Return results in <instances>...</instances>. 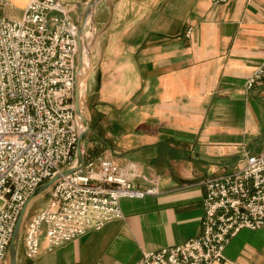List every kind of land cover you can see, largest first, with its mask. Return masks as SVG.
<instances>
[{
    "label": "crops",
    "instance_id": "obj_1",
    "mask_svg": "<svg viewBox=\"0 0 264 264\" xmlns=\"http://www.w3.org/2000/svg\"><path fill=\"white\" fill-rule=\"evenodd\" d=\"M8 1L0 15L20 19L29 0ZM67 2L81 23L91 0ZM90 19L84 159L134 166V185L160 193L123 199L122 219L53 251L44 230L35 260L21 239L17 264H137L184 244L201 234L207 181L264 149V82L246 88L264 59V0H98ZM224 255L217 264H264V228Z\"/></svg>",
    "mask_w": 264,
    "mask_h": 264
},
{
    "label": "built area",
    "instance_id": "obj_2",
    "mask_svg": "<svg viewBox=\"0 0 264 264\" xmlns=\"http://www.w3.org/2000/svg\"><path fill=\"white\" fill-rule=\"evenodd\" d=\"M215 6L230 0H210ZM9 6L0 0V9ZM67 0H29L23 16L0 15V264H6L19 218L32 194L63 176L47 204L24 225L26 256L40 255L45 230L48 250L100 231L123 218V199L160 193L134 185V166H119L104 155L77 166L79 123L75 91L79 27ZM193 29H189L190 37ZM264 82V59L246 83ZM153 183V182H152ZM198 237L181 245L145 252L137 264H217L242 230L264 228V149L243 168L207 181Z\"/></svg>",
    "mask_w": 264,
    "mask_h": 264
},
{
    "label": "water",
    "instance_id": "obj_3",
    "mask_svg": "<svg viewBox=\"0 0 264 264\" xmlns=\"http://www.w3.org/2000/svg\"><path fill=\"white\" fill-rule=\"evenodd\" d=\"M98 0H91L89 3L87 10L85 14L88 16L91 14L93 8L95 7L96 3ZM84 16V20L81 21L79 25V33H78V43H79V67H81L82 63H84V56L85 53H87L88 56V67L90 68V55H89V48L85 44V40H83L84 36V30L85 26L87 23V16ZM89 68L84 72L83 76L81 77L82 80L77 81L76 83V93H75V112L77 116L81 119L82 124L84 125V129L82 130V133L79 135V143H78V151H77V158H78V163L77 166H81L84 162V155H83V142L85 140V137L90 130V120H88L87 116L85 118L84 116V103L82 101L81 94L79 93V86L80 85H85L87 82V72L89 73ZM78 80V79H77ZM82 102V103H81ZM73 172V169H70L66 172H63L61 175L56 176L54 179L49 181L48 183L42 185L39 187L30 197L28 203L25 206V209L23 210L19 221L16 225L15 232L9 247L8 251V257H7V264H17V259H18V251H19V246H20V241H21V233H22V227H23V222H24V217L27 211V208L29 204L40 194L48 191L53 183H55L58 179L62 178L63 176H66Z\"/></svg>",
    "mask_w": 264,
    "mask_h": 264
},
{
    "label": "rangeland",
    "instance_id": "obj_4",
    "mask_svg": "<svg viewBox=\"0 0 264 264\" xmlns=\"http://www.w3.org/2000/svg\"><path fill=\"white\" fill-rule=\"evenodd\" d=\"M74 10H75V8H74ZM91 15V14H90ZM89 15V16H90ZM88 16V17H89ZM88 17H87V22H88ZM81 22V21H80ZM77 23V25H78V27H79V25H80V23L77 21L76 22ZM93 28V22H92V19H90L89 20V22L88 23H86V26H85V30H84V35H85V32L87 31V34L85 35V44H86V46H88V43H89V41L92 39L91 38V34H92V31H91V29ZM84 37V36H83ZM90 65H91V63H90ZM78 68H79V63H78ZM87 75H88V72H87ZM79 89H80V91H81V94H82V99H83V103H84V110H85V113H84V116H85V118H86V116H87V118H88V120H90V110H89V107H88V102H87V94H86V84L85 85H80L79 86ZM75 93H76V91H75ZM75 98V97H74ZM78 120H79V128H80V126H81V124H82V122H81V119L80 118H78ZM83 126L84 125H82V128H83ZM93 157H96V156H93ZM68 170H70V168H65V169H63V172H66V171H68ZM62 172V173H63ZM59 175H61V174H59ZM61 179V178H60ZM60 179H58L55 183H53V185L51 186V188L48 190V191H46V192H44V193H42V194H40V195H38L30 204H29V206H28V208H27V211H26V214H25V217H24V222H23V227H22V233H21V239H23V230H24V225H25V223H26V221H27V218L29 219L30 217H32L36 212H38L40 209H42L46 204H47V202H48V199H49V197H50V190L52 189V187L60 180ZM51 181V180H50ZM49 181H47L46 183H48ZM45 183V184H46ZM44 185V184H43ZM30 199V198H29ZM29 201V200H28ZM28 203V202H27ZM26 203V204H27ZM25 209V208H24Z\"/></svg>",
    "mask_w": 264,
    "mask_h": 264
},
{
    "label": "bare ground",
    "instance_id": "obj_5",
    "mask_svg": "<svg viewBox=\"0 0 264 264\" xmlns=\"http://www.w3.org/2000/svg\"><path fill=\"white\" fill-rule=\"evenodd\" d=\"M86 15V14H85ZM87 16V15H86ZM89 16V15H88ZM87 16V17H88ZM89 18V17H88ZM84 20V19H83ZM84 39L83 40H85V35H84V37H83ZM85 58H84V63H82V65H81V67H79L78 68V71H77V74H78V80L77 81H80V80H82L81 79V77L83 76V74H84V72L89 68L87 65H88V63H87V61H88V56H87V53H85V56H84ZM79 93L81 94V91H80V89H79ZM81 97H82V94H81ZM82 99V98H81ZM82 101H83V99H82ZM82 103V102H81ZM84 109V108H83ZM83 113H85V110L83 111ZM78 117V116H77ZM79 118V117H78ZM78 123H79V120H78ZM82 125L83 124H81V126H80V130H79V135L82 133V130L84 129V126H83V128H82Z\"/></svg>",
    "mask_w": 264,
    "mask_h": 264
}]
</instances>
